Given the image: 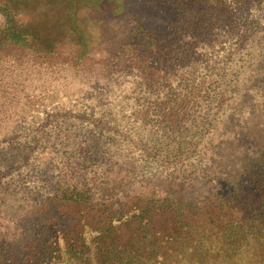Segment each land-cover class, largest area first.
Returning a JSON list of instances; mask_svg holds the SVG:
<instances>
[{
    "label": "rangeland",
    "instance_id": "1",
    "mask_svg": "<svg viewBox=\"0 0 264 264\" xmlns=\"http://www.w3.org/2000/svg\"><path fill=\"white\" fill-rule=\"evenodd\" d=\"M210 1L229 8L191 33H161L158 49L184 50L189 67L168 66L166 85L154 89L121 59L79 66L38 64L31 55L0 60V245L23 241L12 234L36 224L65 169L104 176L113 168L128 197L173 192L197 202L241 181L243 164L264 145V0ZM48 10L45 20L36 18L41 29L61 20L60 8ZM152 22L167 30L166 18ZM94 31L90 22L81 28ZM169 83L195 94L192 114L175 126L158 109Z\"/></svg>",
    "mask_w": 264,
    "mask_h": 264
},
{
    "label": "trees",
    "instance_id": "2",
    "mask_svg": "<svg viewBox=\"0 0 264 264\" xmlns=\"http://www.w3.org/2000/svg\"><path fill=\"white\" fill-rule=\"evenodd\" d=\"M53 2L0 0V60L31 55L38 64L79 66L121 59L142 72L150 89L166 85L168 66L189 67L184 50L170 54L158 49L161 33H191L229 8L210 0ZM51 6L60 8L61 20L41 29L36 18L49 17ZM163 18L167 30L150 23ZM88 22L97 31L82 34ZM64 43L73 44L75 52L62 51ZM194 95L193 89L188 93L169 83L158 108L164 120L172 126L183 122L192 114ZM112 169L104 170V176L98 169H65L36 224L12 234L23 241L0 245V264H228L237 259L243 264L244 257L250 264H264V145L243 164L242 179L230 193L198 202L173 192L128 197L122 180L109 174Z\"/></svg>",
    "mask_w": 264,
    "mask_h": 264
},
{
    "label": "clouds",
    "instance_id": "3",
    "mask_svg": "<svg viewBox=\"0 0 264 264\" xmlns=\"http://www.w3.org/2000/svg\"><path fill=\"white\" fill-rule=\"evenodd\" d=\"M4 21V16L2 14H0V24H2Z\"/></svg>",
    "mask_w": 264,
    "mask_h": 264
}]
</instances>
